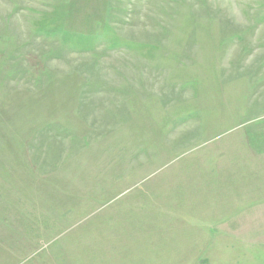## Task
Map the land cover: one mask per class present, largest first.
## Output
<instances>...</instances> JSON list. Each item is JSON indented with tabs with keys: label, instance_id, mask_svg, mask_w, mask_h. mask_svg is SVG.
<instances>
[{
	"label": "rangeland",
	"instance_id": "374dc122",
	"mask_svg": "<svg viewBox=\"0 0 264 264\" xmlns=\"http://www.w3.org/2000/svg\"><path fill=\"white\" fill-rule=\"evenodd\" d=\"M0 264H264V0H0Z\"/></svg>",
	"mask_w": 264,
	"mask_h": 264
}]
</instances>
